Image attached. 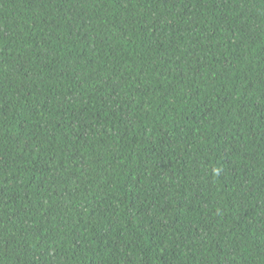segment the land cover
<instances>
[{"label": "trees", "instance_id": "obj_1", "mask_svg": "<svg viewBox=\"0 0 264 264\" xmlns=\"http://www.w3.org/2000/svg\"><path fill=\"white\" fill-rule=\"evenodd\" d=\"M0 264H264V0H0Z\"/></svg>", "mask_w": 264, "mask_h": 264}]
</instances>
